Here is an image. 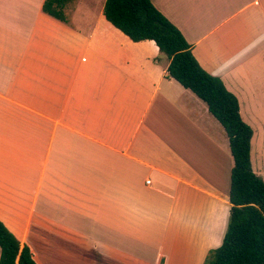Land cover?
<instances>
[{
    "label": "crops",
    "instance_id": "0c3cea01",
    "mask_svg": "<svg viewBox=\"0 0 264 264\" xmlns=\"http://www.w3.org/2000/svg\"><path fill=\"white\" fill-rule=\"evenodd\" d=\"M45 1L0 0V221L37 264H205L232 206L224 127L106 0ZM152 1L263 127L264 0Z\"/></svg>",
    "mask_w": 264,
    "mask_h": 264
},
{
    "label": "trees",
    "instance_id": "16d2710c",
    "mask_svg": "<svg viewBox=\"0 0 264 264\" xmlns=\"http://www.w3.org/2000/svg\"><path fill=\"white\" fill-rule=\"evenodd\" d=\"M68 0H46L45 12L65 19ZM104 19L133 41L154 40L170 59L168 72L208 106L224 127L234 166L231 210L222 244L212 249L205 264H264V179L251 159L253 128L243 120L238 97L223 80L203 68L181 30L152 0H106ZM0 264H37L28 246L0 221Z\"/></svg>",
    "mask_w": 264,
    "mask_h": 264
},
{
    "label": "rangeland",
    "instance_id": "374dc122",
    "mask_svg": "<svg viewBox=\"0 0 264 264\" xmlns=\"http://www.w3.org/2000/svg\"><path fill=\"white\" fill-rule=\"evenodd\" d=\"M164 56L165 53H164ZM254 130V136L252 139V152H251V158L253 160V167L258 171L257 168L258 165L261 163V168L263 170L261 173L263 174L264 178V126L263 127H256L253 128Z\"/></svg>",
    "mask_w": 264,
    "mask_h": 264
}]
</instances>
